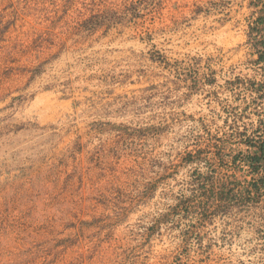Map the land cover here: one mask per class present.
I'll return each instance as SVG.
<instances>
[{
    "label": "rangeland",
    "instance_id": "rangeland-1",
    "mask_svg": "<svg viewBox=\"0 0 264 264\" xmlns=\"http://www.w3.org/2000/svg\"><path fill=\"white\" fill-rule=\"evenodd\" d=\"M263 3L0 0V264H264Z\"/></svg>",
    "mask_w": 264,
    "mask_h": 264
},
{
    "label": "trees",
    "instance_id": "trees-1",
    "mask_svg": "<svg viewBox=\"0 0 264 264\" xmlns=\"http://www.w3.org/2000/svg\"><path fill=\"white\" fill-rule=\"evenodd\" d=\"M127 6V5H126ZM260 15L254 21V25L250 26L251 30H255L256 34H260L259 39L253 43V47L258 55L255 62H264V3L258 11ZM101 15L93 14L90 18L83 20L80 26L88 27L91 23L98 24ZM260 25L263 26L260 27ZM259 133V132H257ZM246 145L247 149L245 152H239L234 158V163L240 160L241 164L247 166L248 175L251 177L246 180L248 184L243 186L241 189L235 190V188H229L226 192L227 195H231L233 200L240 202H258L264 197V134H254L248 136L242 140ZM226 184H222V190L219 192L223 195L225 192Z\"/></svg>",
    "mask_w": 264,
    "mask_h": 264
},
{
    "label": "crops",
    "instance_id": "crops-1",
    "mask_svg": "<svg viewBox=\"0 0 264 264\" xmlns=\"http://www.w3.org/2000/svg\"><path fill=\"white\" fill-rule=\"evenodd\" d=\"M260 27H262V28H263V26H262V25H260ZM261 33H262V31H261ZM261 33L259 34V36H261Z\"/></svg>",
    "mask_w": 264,
    "mask_h": 264
}]
</instances>
